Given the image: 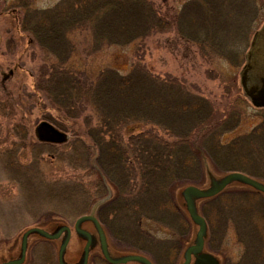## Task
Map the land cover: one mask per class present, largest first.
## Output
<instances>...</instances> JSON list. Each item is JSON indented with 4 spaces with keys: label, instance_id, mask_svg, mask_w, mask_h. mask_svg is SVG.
Returning a JSON list of instances; mask_svg holds the SVG:
<instances>
[{
    "label": "rangeland",
    "instance_id": "rangeland-1",
    "mask_svg": "<svg viewBox=\"0 0 264 264\" xmlns=\"http://www.w3.org/2000/svg\"><path fill=\"white\" fill-rule=\"evenodd\" d=\"M91 1L94 4L102 3L100 0ZM251 1L253 0H249L250 4ZM87 2L88 0L0 1V264L20 258L22 239L27 231L42 229L53 234L62 227L69 228L72 233L64 261L81 264L79 260L87 240L76 235L77 221L89 214L96 216L104 202L114 198L118 191L117 184H114L113 179L108 177V171H104L99 163L104 157V150L101 151L90 137L99 124H115V133L119 134L121 148L126 152L125 156L121 153L122 161L125 157L128 161L133 158V147L142 142V136H154L153 141H158L157 145L164 143V148L174 147L175 155L171 158H177L180 154L178 159L186 165V169L179 172L178 178L175 175L170 179L173 181L171 199L180 194L178 204L182 213L174 212L178 215L175 218L160 214L157 219H152L145 215L133 217L131 212L123 216L118 212L119 215L115 217L114 214L109 216L111 210L107 206L99 217L105 223L102 228L107 230L105 234L108 244L123 254L144 253L153 259L154 262L147 256L152 264H183L188 248L186 245H192L190 231L183 236L189 228L185 217L192 224L184 198L185 188L195 185L194 187L209 192L232 172H241L264 184V109L253 106L242 83L255 32L264 25V0H254L262 9L256 22L253 21L255 11L247 10L250 19L246 20L249 26L244 34L239 32L242 31V26L238 28L237 25L241 22L240 14L223 12L220 16H232L233 19L221 21L220 31L217 28L209 31L206 29L202 36L192 35V26H196L192 25V6L202 2L200 6L207 8L205 3L210 0H107L106 4H100L97 8V16L94 11H80V7ZM92 2L90 3L93 4ZM136 5L143 9L137 10ZM111 6H120L118 17L115 14L112 18L117 23L109 25L112 34L107 32L108 40L96 47L93 27L100 26V14L105 8H112ZM148 8L156 14L157 20L153 23L140 13L147 12ZM56 13H61L62 16L67 13L68 16L65 17L73 21L81 20L80 23L69 25L65 31L68 45L71 46L69 50L65 48L66 52L50 51L49 49H54L45 48L35 35V32L43 35ZM154 26L158 27L141 32ZM137 68L146 69L163 84L170 85L173 82L175 88L181 91V98H191L187 102L163 103L164 111L167 109V112L159 122L169 119L165 122L167 127L159 128L155 124L142 122L140 118L133 123L127 124L120 120L118 124L110 122L109 125L106 118L103 124L101 116L105 117L104 114L111 109L100 105L97 107L99 110H96L89 106L91 103H86L94 102L89 97L91 95L74 96L75 89H71L75 93L63 89L65 84H62V78L66 84L67 79L74 78L93 87L103 72L113 71L125 77ZM106 91H101V100L112 102L104 97ZM192 96L196 97L194 102H199L195 105H199L197 108L200 109L203 120H210V129L221 126L227 118L237 121L233 130L219 132V135L216 133V143L213 142V145L217 147L218 142L219 147L223 146L221 160L220 156L216 159L208 157L200 149L196 138L192 137ZM157 98L155 92L149 91L144 100L157 102ZM186 109L191 110V115L186 114L190 116L185 122L182 114ZM173 113L179 116V122H173ZM44 121L66 134L67 140L41 147L42 143L38 142L35 130ZM173 126L179 130L174 131ZM184 127L191 129L188 130L189 134ZM132 137L135 138V143H132ZM196 146L201 156L200 159L198 157L200 162L196 166L197 170L192 174V148H197ZM210 152L212 153V149L206 151L208 155ZM134 167L137 170L131 173V178L134 176L132 180L136 179L137 182L142 180V170L140 164ZM127 172L129 174V170ZM97 185L101 186V190ZM225 189L227 191L222 199L211 201L210 198L194 197L196 213L209 227L206 228L205 246L200 254H207L220 264H235L246 255L247 250L256 251L260 248L257 239L251 245L244 241L247 228L238 209L246 207L252 210L250 228L264 229V194L249 191L250 188L237 181L231 182ZM247 192H252L248 202L240 205L234 203ZM139 222L143 228L142 233H150L160 243L167 245L162 247L164 250L169 247L168 244L173 248L177 246L175 240L180 238L181 244L174 248L178 249L175 254L177 260L173 257L171 262L165 260L162 254L157 253L152 242H138L139 237H145L139 232L135 233L133 229ZM81 228L97 239V232L91 222H83ZM114 229L119 233L117 240L108 233ZM195 232L197 237V223ZM64 240L65 234L60 240L49 241L52 249L44 248L42 243L46 240L39 234H31L23 264H45L49 251H53L58 264V252ZM134 242L140 243L136 249L130 244ZM138 248L144 251L137 250ZM94 251L98 252L100 249L97 247L90 251L88 264H102L98 258H93ZM191 261L189 264H194L196 259Z\"/></svg>",
    "mask_w": 264,
    "mask_h": 264
},
{
    "label": "trees",
    "instance_id": "trees-1",
    "mask_svg": "<svg viewBox=\"0 0 264 264\" xmlns=\"http://www.w3.org/2000/svg\"><path fill=\"white\" fill-rule=\"evenodd\" d=\"M93 1L96 2L97 0ZM100 1L102 2L100 3L102 5L103 3L106 4L105 2L107 0H104V2L103 0ZM90 2L92 1L88 0L87 3H84L80 7V11L97 12L99 10L97 8L101 5L94 4L93 2V4H91ZM200 3H194L192 6V25H196L195 27L192 26L193 36H202L203 32L206 29L209 31L217 28L220 31L221 21L228 22L233 19L232 16L230 18L220 16V14L222 15L223 12H238L240 14L239 19L243 24L239 22L237 25L238 28L242 26V31L239 29L238 30L239 32H242L244 34L247 26H249L248 24H246V20L250 19L247 10L250 11V9H252L251 11H255V17L253 18L254 22H256V20L260 18L259 13H261L260 10H262L260 4L254 2V0L251 1V4H253V6L250 4L249 0H210L209 3H205L207 8H202L200 6ZM111 7L112 8L109 9L105 8L104 12L102 11V13L100 14L102 16L98 21L100 23V26L93 27L94 38H96V47L101 46V44H104V41L108 40L107 32L112 34L110 30L111 27H109V25L117 23L115 20H112V18L115 14L118 17L119 11L121 10L120 6ZM136 9L138 10L143 8H137L136 5ZM146 10L147 12L145 13L143 11L140 12L143 17L145 15V19H147L151 23L157 20L156 14L153 11L150 12L149 8ZM80 14H82V12ZM97 15H99L98 12L96 16ZM250 15L252 16L253 12ZM65 16H68L67 13H65ZM65 16H62L61 13H56L50 19V26H48L47 30L43 32V37L39 35L40 32H35L38 41L45 48H53L54 51L51 49L49 50L54 53H57L59 50L61 52H66L65 48L69 50L70 45H68V36L66 35L65 31L70 26H72L73 23L81 22V20H70V18H66ZM76 16L77 15H75V17ZM121 16H124L122 14V11ZM82 17H84V14ZM49 27H53V29H49ZM157 27L158 26H154L151 28L147 27L141 32H148L151 29ZM205 37L199 38L206 39ZM220 47L226 50L223 44H220ZM100 75L101 76L99 80L95 84H93V87H88V83L86 85V82H82L79 79V81H76L73 77V79L69 78L66 80L68 85L62 78V84H65V87L63 89H67L69 92H73L71 89H75L76 94L74 96L91 95L89 97H92L94 102L86 103H91L89 106H93L96 110H99L97 107H99L100 105L105 106L107 109H111L109 113L104 114L105 117L101 116L103 118V124L106 118V120L108 121L107 125H109L110 122L112 124H118L120 120H124L127 124L133 123L137 118H140L142 122L155 124L159 128L164 126L167 127L168 125L166 126L165 122H167L169 119H165L162 122H159L160 118L167 112V109L166 111H164V107L162 106L163 103L187 102L191 100V98H181L182 93L179 89L175 88L173 82H168L170 85L163 84V82L159 81V79L152 77L144 68H137L125 77L119 76L113 71L103 72ZM102 90H107L104 94V97H108V100L112 102H103L101 100L100 93ZM149 91L155 92L156 96L158 97L156 100L157 102H149L144 100L146 99V94L149 95ZM65 95H67V93ZM89 97L87 99H89ZM194 101H196V97L192 96V137L196 138V142H199V145L201 147L200 149H202L208 157L216 159L218 158V156H220L221 160V148L223 146L219 147L218 142L217 147L213 145V142H215L217 136L216 133H218L219 135V132L225 133L227 131L233 130L237 125V121H234L233 118H227L221 123V126H215L210 129V120H207L206 122L203 120V116L199 112L200 109L197 108L199 107V105H195L199 104V102L196 103ZM182 105L183 103L179 105V107H181ZM190 113L191 110L189 111L187 109L185 112H183L182 115L185 122L191 115ZM143 117H145V120ZM171 119L174 123L180 121L179 116L175 113L172 114ZM152 121H154L155 123H153ZM114 126L115 124L109 126H102V124H99V126L94 129V132H92V135H90V137H92V140L95 141V144H97L101 151L104 150V157L102 158V160H99L100 165L102 166L104 171H108V177L113 179L114 184H117V195L114 196V200L109 203V206L107 207L109 211L111 210L109 216H112V214H114L115 217H117L119 214L125 216L130 212L132 213L133 217L145 215L147 218L149 216L152 219H157L160 214H162L163 216H172V214H174L175 212V209L171 202V182L173 181L170 179H172L171 177H174L175 175L178 178L179 172L181 173L186 169L185 163L182 164L181 160L178 159L180 154H178L177 158L174 157V159H172L171 156L175 155L176 150L174 147L167 146L166 148H164V143H159V145H157L158 141H153L154 136H142L140 138L142 142L135 144V146L133 147V152L130 150V152H132L133 158L128 161L125 157V160L122 161L121 153H123V155L125 156L126 152H123L121 148V143L119 142L120 137L118 136L119 134L117 135L115 133L117 128H115ZM220 127L223 128V130ZM214 128L218 129L214 130ZM173 129L174 131L179 130V128H176L174 126ZM184 130L188 134L190 133L189 131H191V129L189 130L187 127H184ZM206 130L208 131L205 132ZM172 134L175 136L174 133ZM183 135L184 134H182V136ZM133 138L134 137L131 138V141L132 143H135L136 140L133 141ZM40 145L41 147L49 146L48 144ZM197 148H192V174H195L197 170L196 166H198V163L200 162L198 161V157L200 159L201 153L199 148ZM207 149L209 151L210 149H212V153L210 152V154L208 155L206 153V151H208ZM150 150L152 151L151 153ZM182 153L183 151L181 152V154ZM214 155H216L217 157H215ZM136 164H140V170H142V180L139 179V181L137 182L136 179L132 180L134 176H132L131 178V173L137 170V168L134 167V165ZM128 170L129 174L127 172ZM116 172H118V174ZM137 177L138 176H136V178ZM97 187L101 190L100 185H97ZM251 194L252 193L247 192L246 195L240 196V199H236L234 203L236 202L240 205V203L244 204L246 201L248 202V198ZM224 196L225 193L221 194L217 198L222 199V197ZM78 201L80 200L78 199ZM238 212L241 216L244 217L243 220L245 223V227L247 228V232H245L243 236L244 241L247 245H251L252 243L255 244V239H257V242L260 243L258 244V246L260 245V248L256 251H250V249L247 250L246 255L241 257L240 261L236 262L235 264H264V229L259 230L257 228L253 230V228H250L249 222L252 210H250L249 208L245 207L244 209H238ZM260 215L263 216L262 213ZM238 221L241 222L240 218H238ZM42 246L44 248H51L48 240L42 243ZM55 261L56 259L53 251L52 253L49 251V254L45 257V264H57Z\"/></svg>",
    "mask_w": 264,
    "mask_h": 264
},
{
    "label": "water",
    "instance_id": "water-1",
    "mask_svg": "<svg viewBox=\"0 0 264 264\" xmlns=\"http://www.w3.org/2000/svg\"><path fill=\"white\" fill-rule=\"evenodd\" d=\"M1 1V0H0ZM261 40V38H260ZM256 46L249 56L247 65L244 70L242 77L244 88L246 89L248 97L251 99L252 104L255 107H264V48L258 49ZM36 137L41 142L47 143H62L67 140V136L64 133L59 132L55 127L47 122L40 123L35 130ZM233 181L243 184L244 186L264 194V184L249 178L241 173H230L225 179L221 180L219 186L211 191H203L194 186L185 188L184 198L186 202L187 212L190 218L197 224H199V232L196 237L195 246L187 248L185 261L183 264H189L192 262V255L196 259L194 264H220L216 259L207 255L200 254L204 248L205 243V232H206V221L200 217L195 210L194 197H201L203 199L213 198L222 191ZM212 184V183H211ZM91 222L94 230L97 232L96 236L99 237V244L97 247L100 249L103 257L109 264H152L147 258L138 255H127L120 259H112L109 255L108 242L106 234L101 224L97 220L94 214L86 215L80 218L75 226L76 235L84 237L87 242L83 250V255L79 262L81 264H88L89 254L91 250L95 249L98 239L92 234L81 228L83 222ZM39 234L45 240L56 241L65 234V240L61 244L58 252V264H70L64 261L65 252L71 240V230L67 227L60 228L56 233H48L42 229H31L26 232L22 239L21 255L16 260L9 261L5 264H23L26 259L28 250V240L31 234ZM96 239V242H94Z\"/></svg>",
    "mask_w": 264,
    "mask_h": 264
},
{
    "label": "flooded vegetation",
    "instance_id": "flooded-vegetation-1",
    "mask_svg": "<svg viewBox=\"0 0 264 264\" xmlns=\"http://www.w3.org/2000/svg\"><path fill=\"white\" fill-rule=\"evenodd\" d=\"M256 34H255V38H254V41L252 42V48H251V52L249 53V54H251L252 53V51H253V49L256 47V46H258L257 48L258 49H260L261 50V48H264V25L257 31V32H255ZM260 38H261V40H260ZM263 56H264V54H262ZM254 106V105H253ZM255 107V106H254ZM256 108H258V109H264V107H256ZM259 132V131H258ZM38 140V139H37ZM39 143H42V144H52V143H44V142H40V141H38ZM232 173H235V172H232ZM239 173H241V172H239ZM241 174H243V173H241ZM243 175H245V174H243ZM259 182V181H258ZM260 183H262V182H260ZM192 186H195V185H192ZM227 190L225 189L224 191H222L221 193H219L218 195H216L215 197H213V198H210V200L212 201L213 199H215V198H217V197H219L221 194H224L225 192H226ZM249 191H254V190H252V189H250ZM179 192H180V190H179ZM178 192V193H179ZM250 193H252V192H250ZM256 193L257 194H261L262 195V193H260V192H257L256 191ZM180 199V194H176L174 197H173V200L171 201L172 202V205H173V207H174V209L176 210L175 212H176V214H177V212L180 214V213H182V209H181V206L178 204L179 202H178V200ZM114 200V198H112L111 200L109 199V200H107V201H105L104 202V204H103V207L102 208H100L99 209V211L100 212H97V214H96V218H97V220L99 221V223L101 224V226L103 225V224H105V223H102V221L100 220V217H99V214L101 213V211L104 209V208H106L107 206H109V203H111L112 201ZM102 214V213H101ZM176 216H178V215H175V214H172V218H175ZM185 220H186V222L188 223L187 225L189 226V228H188V231L187 230H185V233H183V236H185V235H187V233L190 231V235L192 236V245H186L187 247H191V246H195V243H196V232H195V225H196V223L192 220V224H191V220L189 219V218H186L185 217ZM206 225H207V228H209L208 227V224H207V222H206ZM103 227V226H102ZM106 228V227H105ZM192 228V229H191ZM95 229V228H94ZM104 229V228H103ZM136 232L135 233H137V232H139V233H141V234H143V235H145V237L144 238H141V237H139L138 238V242H140V240L143 242V243H145L146 244V241L145 240H147L148 242L147 243H150V242H152L151 244H153L154 246L153 247H156V249H157V253H160V254H162L163 256H164V259L165 260H167L168 262H171V260L170 259H172L171 257H173L175 260H177L176 259V255L175 254H177V250L178 249H174V248H178V244L180 243L181 244V241H179L180 240V238H178L177 240H175V242L176 243H178L177 244V246H175L174 248L173 247H171L170 245L171 244H168L169 245V247H166V249L164 250V249H162V247H164V246H167V245H164V244H162V243H160V241L159 240H156V238H154L152 235H150V233H142L141 231L143 230V228H142V226H141V222H139V225H137L136 227H134L133 228ZM105 231L107 232V230L105 229ZM104 231V232H105ZM108 233H111L113 236V238H119L118 237V235H119V233L117 232V230L116 229H114V231L113 232H109L108 231ZM106 238H107V236H106ZM98 239V241H97V245H95L96 247L95 248H97V246L99 245L100 246V244H99V237L97 238ZM117 240V239H116ZM94 242H96V239H95V241ZM107 242H108V240H107ZM138 242H134V243H130L131 244V246L133 247V248H135L136 249V247L140 244H138ZM173 243V242H172ZM204 246H205V243H204ZM147 247V246H146ZM148 248V247H147ZM165 248V247H164ZM108 250H109V255H110V257L112 258V259H120V258H123L124 256H129V255H138V256H142V257H145V258H147V256L148 255H146V254H144V253H142V254H140V253H138V254H123V253H120V252H117V251H115L113 248H112V246L111 245H109L108 244ZM137 250H140L139 248L137 249ZM140 251H144V250H142V248H141V250ZM147 252V254H148V251H146ZM180 254V253H179ZM179 256V255H178ZM93 258H98L100 261H101V263L102 264H109L107 261H106V259L103 257V255H102V253H101V251H94V253H93ZM148 258H150L149 256H148ZM193 258H194V256L192 255V260H193ZM151 259V258H150ZM89 260V259H88ZM152 261H153V259H151ZM175 260H173V262L172 263H174L175 262ZM151 261V262H152ZM179 261H180V258L178 259V263H179ZM154 262V261H153Z\"/></svg>",
    "mask_w": 264,
    "mask_h": 264
}]
</instances>
